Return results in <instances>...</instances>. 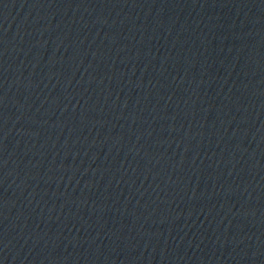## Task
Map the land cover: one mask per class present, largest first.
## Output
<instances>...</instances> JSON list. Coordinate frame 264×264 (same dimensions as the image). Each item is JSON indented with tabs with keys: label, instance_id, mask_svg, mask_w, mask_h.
Returning a JSON list of instances; mask_svg holds the SVG:
<instances>
[{
	"label": "water",
	"instance_id": "1",
	"mask_svg": "<svg viewBox=\"0 0 264 264\" xmlns=\"http://www.w3.org/2000/svg\"><path fill=\"white\" fill-rule=\"evenodd\" d=\"M0 264H264V0H0Z\"/></svg>",
	"mask_w": 264,
	"mask_h": 264
}]
</instances>
